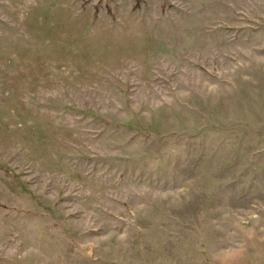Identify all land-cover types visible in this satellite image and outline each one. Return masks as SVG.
Listing matches in <instances>:
<instances>
[{"label": "rangeland", "instance_id": "374dc122", "mask_svg": "<svg viewBox=\"0 0 264 264\" xmlns=\"http://www.w3.org/2000/svg\"><path fill=\"white\" fill-rule=\"evenodd\" d=\"M0 264H264V0H0Z\"/></svg>", "mask_w": 264, "mask_h": 264}]
</instances>
